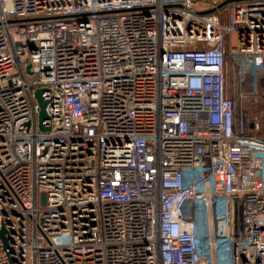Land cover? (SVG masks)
<instances>
[{
  "label": "built area",
  "instance_id": "2783aa9c",
  "mask_svg": "<svg viewBox=\"0 0 264 264\" xmlns=\"http://www.w3.org/2000/svg\"><path fill=\"white\" fill-rule=\"evenodd\" d=\"M3 229L0 264H264V0H0Z\"/></svg>",
  "mask_w": 264,
  "mask_h": 264
},
{
  "label": "water",
  "instance_id": "95a60500",
  "mask_svg": "<svg viewBox=\"0 0 264 264\" xmlns=\"http://www.w3.org/2000/svg\"><path fill=\"white\" fill-rule=\"evenodd\" d=\"M35 97H36V99L38 101V104H39L40 127H41V129H45V127L43 125V121H44V119L47 118V113H46V110H45L47 102L43 99V90L42 89H38L35 92ZM0 235L4 239L5 243L7 244V240L5 238V230L4 229L0 231Z\"/></svg>",
  "mask_w": 264,
  "mask_h": 264
}]
</instances>
